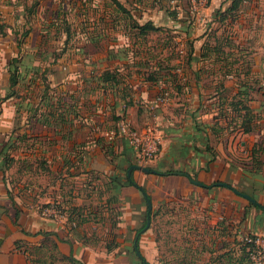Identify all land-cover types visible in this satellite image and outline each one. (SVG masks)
<instances>
[{
	"label": "crops",
	"instance_id": "obj_1",
	"mask_svg": "<svg viewBox=\"0 0 264 264\" xmlns=\"http://www.w3.org/2000/svg\"><path fill=\"white\" fill-rule=\"evenodd\" d=\"M101 1L67 4L69 21L58 0H0V264H140L133 239L147 221L141 189L152 208L140 253L152 252L156 264L154 222L166 212L191 214L204 230L236 226V244L248 226L264 233V210L234 192H248L264 208V153L261 178L247 179L243 171L252 165L247 153L264 142L260 0H250L231 25L216 16L231 0L225 8L213 0L210 37L190 26L186 5L161 3L150 13L125 0H118L124 10L112 2L102 8ZM85 15L94 22L81 31ZM255 32L256 48L244 62L249 74L242 76L228 56L241 55L244 35ZM13 59L20 79L6 99ZM244 82L256 115L247 135L233 132L229 106ZM124 117L138 129L152 124L160 131V153L151 163L138 161L124 140L103 137ZM132 166L153 172H129ZM130 175L134 186L125 180ZM194 176L203 186L190 181ZM51 207L60 214L39 209ZM67 217L76 229L69 230ZM112 236L116 247L108 251ZM71 254L74 261L66 259Z\"/></svg>",
	"mask_w": 264,
	"mask_h": 264
},
{
	"label": "rangeland",
	"instance_id": "obj_2",
	"mask_svg": "<svg viewBox=\"0 0 264 264\" xmlns=\"http://www.w3.org/2000/svg\"><path fill=\"white\" fill-rule=\"evenodd\" d=\"M85 1L90 3V0H82V2ZM227 1L228 0H222L221 3L219 1L216 4H221L225 8V3ZM110 3L111 1L109 0H102L101 7L106 8V6H108ZM161 3H166L165 5L169 6L186 5V7H188V22L190 23V26H193L200 36H211V29L213 27L211 25V20L214 13V8L212 7L214 4L213 0H207L206 3H199V0H131V3L128 4H135V6H137L139 9L147 8L151 10L150 13H152L153 10L157 8V6L162 5ZM249 3L250 0H246L245 6H247ZM260 4L264 7V0H260ZM150 13L146 14V18L150 17ZM72 19L73 15H70L69 13L68 20L72 21ZM83 20L84 21H82L81 24H85L86 27H83L81 31L86 30L88 24L94 22L93 16L91 15H85ZM171 36H178L177 38H179L178 34L169 35L168 37ZM258 36L259 33L256 32L244 35L243 39L250 42V47L247 46L246 41L241 55L237 54L236 57L228 56L230 58L229 62L232 63V60L235 59L238 61L242 76L249 74V67L246 66V63L244 62L247 61L251 55L250 52H252V48H256L255 39ZM54 37L57 39L54 40V43L50 44V47L52 49H57L60 40L58 35ZM177 38H175V40ZM173 42H175L173 49L176 54L180 46L175 45L177 41ZM141 63L145 69H148V63ZM250 79H252L253 82L255 77L252 76ZM147 126H149V124ZM105 131L106 130H103L102 133ZM41 206L43 207L42 204ZM193 219L194 218L191 217V214L176 216V214L166 212L163 217L155 220V227L153 230L155 232L154 237L158 244V260L160 261L157 264H252L251 261H248L247 258L243 256L244 254L242 253V248L245 245L243 240L242 243L238 244L232 242V236L235 232L236 226L232 227L229 225V223L227 226L225 222H223L222 224L224 225L221 229L217 230L215 228H211L204 230L199 224L197 225V222L193 221ZM247 228L248 229H245L244 232L246 233L245 236H256L260 238V240H263L264 243V233H254L251 229H249V226ZM238 248L240 251H238ZM143 255H147L148 258L143 256L147 262L149 261L151 264H156L155 261H152L150 254L143 253ZM242 258L245 260L241 263Z\"/></svg>",
	"mask_w": 264,
	"mask_h": 264
},
{
	"label": "trees",
	"instance_id": "obj_3",
	"mask_svg": "<svg viewBox=\"0 0 264 264\" xmlns=\"http://www.w3.org/2000/svg\"><path fill=\"white\" fill-rule=\"evenodd\" d=\"M113 4H115L120 10H124L122 4H120V2H118V0H110ZM126 3H131V0H125ZM245 2L246 0H231L230 5L223 11V10H219L216 13V16L219 18L220 22H225L229 25L234 24L240 14H241V10L243 12V9L245 7ZM58 4H59V10L58 12H61V14L63 16H65L66 14H68L67 12V4H73V5H83L86 6L88 3L82 2V0H58ZM65 21V20H64ZM146 29H151L150 26H147ZM67 32H69V30L67 29ZM18 60L13 59L9 62V91L7 92L6 95V99L12 97L14 95V88L18 85V80L20 79V70H19V66L17 65ZM111 76V74L109 72H105L103 74V80L104 81H108L109 77ZM251 87H249V84H247L246 82H244L243 84H241V90H238V92L235 94V96L232 98L231 102L229 103L230 106V111L232 113L235 114V116L233 117L232 122H236L235 124H232L233 127V132L234 131H238L239 133L243 134V135H247L250 134L251 132H253L255 130L256 127V115L254 114V111L252 110L251 106H250V102H251V95H250V91H251ZM162 95V94H161ZM160 95V96H161ZM222 116H224V114H222ZM206 150L208 152L211 153L212 156V160L216 159V154L215 152L207 145ZM264 153V142L261 145H255L246 155V158H249L250 161L252 162L251 165V169H248L247 166H245V169L243 170L245 173V178L249 179L247 175L250 176V179H252L253 181L256 180L257 178H261L262 174L260 173L261 171V167L263 166V162L261 161V157L263 156ZM169 175H172V172H167ZM126 182L131 185L134 186L135 182L132 178V175H130L129 177H125ZM194 181L196 180V176L193 177ZM141 191L144 192L143 189H141ZM240 192V191H239ZM243 194H249L248 192H242ZM249 196H252L249 194ZM253 197V196H252ZM251 205V204H250ZM14 206V205H13ZM256 209H259L263 212V209L260 205H256L254 206ZM152 215V213H151ZM155 216V214H153V217ZM67 223L70 225L69 230H74L78 227V222L71 220L70 218L67 217ZM74 225V226H72ZM146 225V220L143 223L142 227L137 230L135 237L133 239V249L134 251H138L140 254V264H150L149 262L146 261V259L142 256V254L140 253V240H141V235L143 228ZM116 236H112V238H110L109 243L106 245V248L108 251H111L114 247H116L115 244V238ZM248 247H252L249 244L244 245V247L242 248V253L244 254L243 256H245V258H247L248 261H250L249 258V254H248ZM151 257H152V261H154V259H156L155 256H153V253L151 252ZM68 261H74L75 259L73 258L72 254L66 258ZM245 259H241V263L244 262Z\"/></svg>",
	"mask_w": 264,
	"mask_h": 264
},
{
	"label": "built area",
	"instance_id": "obj_4",
	"mask_svg": "<svg viewBox=\"0 0 264 264\" xmlns=\"http://www.w3.org/2000/svg\"><path fill=\"white\" fill-rule=\"evenodd\" d=\"M207 0H199V3H206ZM168 93L164 92L158 97L160 103L166 102ZM103 137L112 142L116 139H122L126 145L132 150L138 161L143 165L154 161L159 153L162 142V135L155 125H149L138 129L132 125L129 119L122 118L119 123L103 133ZM46 216H58L60 212L54 208H39ZM244 244H249L248 247L250 261L252 264H264V243L263 240L256 236H245Z\"/></svg>",
	"mask_w": 264,
	"mask_h": 264
},
{
	"label": "water",
	"instance_id": "obj_5",
	"mask_svg": "<svg viewBox=\"0 0 264 264\" xmlns=\"http://www.w3.org/2000/svg\"><path fill=\"white\" fill-rule=\"evenodd\" d=\"M131 170H141V171L146 172V173H151V172H153V171H151L149 168L142 167V166H132V167L129 169V172H130ZM129 172H128V174H129ZM190 181H191L193 184L197 185V186H203V184H201L200 182L194 181V180H192L191 178H190ZM217 185H218V186H221V187H228L226 184H223V183H219V184H217ZM234 192H235L237 195H239V196L243 197L244 199H246L247 201H249L251 204H253V205H259V204H258L253 198H251L250 196L245 195V194H241V193L237 192L236 190H234ZM143 196H144V198H145V200H146V203H147V221H146V225H145V228H144V229H147V228L149 227V224H150L149 214H150V212H151V208H152V206H151V202H150V200L147 198V195H146L144 192H143ZM262 209L264 210L263 207H262ZM136 254H137V256H140L138 251H136Z\"/></svg>",
	"mask_w": 264,
	"mask_h": 264
}]
</instances>
